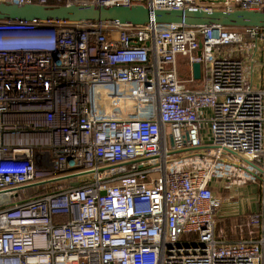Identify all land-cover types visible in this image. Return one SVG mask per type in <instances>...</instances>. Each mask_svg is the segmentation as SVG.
I'll list each match as a JSON object with an SVG mask.
<instances>
[{
	"label": "built area",
	"instance_id": "2783aa9c",
	"mask_svg": "<svg viewBox=\"0 0 264 264\" xmlns=\"http://www.w3.org/2000/svg\"><path fill=\"white\" fill-rule=\"evenodd\" d=\"M250 182L264 191V27L0 19V264H264V193L256 235L217 236L216 189Z\"/></svg>",
	"mask_w": 264,
	"mask_h": 264
},
{
	"label": "water",
	"instance_id": "95a60500",
	"mask_svg": "<svg viewBox=\"0 0 264 264\" xmlns=\"http://www.w3.org/2000/svg\"><path fill=\"white\" fill-rule=\"evenodd\" d=\"M0 19L26 21H75L180 23L185 25H210L224 27H264V10L204 9H154L142 4H19L0 0ZM202 46V44H201ZM200 54V51H199ZM195 79L201 78V64H193ZM27 186H23L25 188Z\"/></svg>",
	"mask_w": 264,
	"mask_h": 264
},
{
	"label": "rangeland",
	"instance_id": "374dc122",
	"mask_svg": "<svg viewBox=\"0 0 264 264\" xmlns=\"http://www.w3.org/2000/svg\"><path fill=\"white\" fill-rule=\"evenodd\" d=\"M185 60H186V57H184L182 55H178L179 65L184 67L185 69H188V65L185 63ZM188 76H189V74L186 75V77H188ZM170 147H171V145H170ZM160 174H161L160 172H156V173L150 174V175H152L154 177H158ZM246 186H248V187H243L242 193H239V191H238L239 194H236L231 198H229L230 193L226 189H219V188L216 189L218 192H222V191L226 192V193L225 192L222 193L221 196H222L224 202H227L231 206V208H229L228 210H225V213H226L225 215H221V217L218 218V220H223L222 223H225L224 220H239V218L242 216H244V219L249 220L250 216H252L251 215L252 213L261 211L260 200L263 197V193H264L263 189L258 184L251 183V182L248 183ZM236 204L243 205L242 206L243 209H241L240 212L238 211V209H236V207H235ZM230 228H231V222L229 221V230H230ZM234 239H236V238H234ZM234 239H232V240H234Z\"/></svg>",
	"mask_w": 264,
	"mask_h": 264
},
{
	"label": "trees",
	"instance_id": "16d2710c",
	"mask_svg": "<svg viewBox=\"0 0 264 264\" xmlns=\"http://www.w3.org/2000/svg\"><path fill=\"white\" fill-rule=\"evenodd\" d=\"M51 4H57V3H51ZM227 29H233L235 27H226ZM71 185V183L69 184ZM45 192V190H40V192H35V193H31L30 196H39L41 193ZM252 216H250V219L246 220L244 219V216L240 217L239 220H237L236 224L230 228V232H229V239H241V238H250L253 235H256V233L254 232V227L252 226V222L257 220L256 219V214L252 213ZM220 220H217V236L219 238H223L224 237V233H223V223L219 222ZM221 224V225H220ZM243 228V229H242ZM226 235V234H225Z\"/></svg>",
	"mask_w": 264,
	"mask_h": 264
},
{
	"label": "crops",
	"instance_id": "0c3cea01",
	"mask_svg": "<svg viewBox=\"0 0 264 264\" xmlns=\"http://www.w3.org/2000/svg\"><path fill=\"white\" fill-rule=\"evenodd\" d=\"M244 187H248V186H244ZM217 191V190H216ZM225 191H222V192H216V193H218V194H222V193H224ZM243 192V187L242 188H240L239 189V193H242ZM226 193V192H225ZM238 205V206H237ZM243 205H239V204H236L235 205V207H236V209H238V211L240 212L241 211V209H243V207H242ZM234 207V208H235ZM229 208H231V206L230 205H226V210H228ZM245 211V210H244ZM234 212V211H233ZM244 213V212H243ZM226 213L224 212V214H222V215H225ZM221 217V216H220ZM229 219V218H228ZM225 221V223H223L222 225H223V235H224V237L223 238H221L222 240H225V241H235V240H239V239H234V240H232V239H229V221L231 222V227H233L235 224H236V222H237V220H224ZM219 222H223V220H220ZM226 234V235H225Z\"/></svg>",
	"mask_w": 264,
	"mask_h": 264
}]
</instances>
